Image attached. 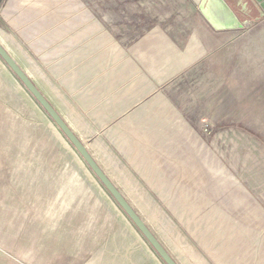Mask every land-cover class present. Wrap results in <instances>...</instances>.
Segmentation results:
<instances>
[{"label":"rangeland","instance_id":"374dc122","mask_svg":"<svg viewBox=\"0 0 264 264\" xmlns=\"http://www.w3.org/2000/svg\"><path fill=\"white\" fill-rule=\"evenodd\" d=\"M225 1L243 29L216 30L209 0H56L82 5L80 13L99 22L90 35L103 30L106 52L136 59L151 84L149 98L159 102L153 117L167 115V124L145 125L168 136L148 158L182 169L184 186L176 189L183 196L176 218L168 214L173 224L166 228L159 216L155 224L148 219L151 229L160 237L166 231L167 240L172 230L188 233L200 264H264V17L248 0ZM254 1L264 14V0ZM135 49L141 55L132 58ZM17 108L35 121L28 107ZM6 118L0 115V264H77L70 261L76 251L49 246L56 237L50 229L58 237L63 227L74 233L88 221L65 211L79 205L70 202V187L55 185L61 154L50 148L66 139L44 115L40 128L30 123L16 132L3 131L12 125ZM33 147L40 163L24 170L18 186L16 167L30 165L22 151Z\"/></svg>","mask_w":264,"mask_h":264},{"label":"crops","instance_id":"0c3cea01","mask_svg":"<svg viewBox=\"0 0 264 264\" xmlns=\"http://www.w3.org/2000/svg\"><path fill=\"white\" fill-rule=\"evenodd\" d=\"M44 1L39 0L38 4L37 0H0V44L176 263L200 264L201 255L188 233L172 230L167 240L162 237L166 231L160 232V237L158 230H152L148 224V219L155 224L159 216L166 228L173 224L168 214L176 218L175 210L181 206L178 203L183 196L176 188L184 186L177 178L182 169H168L165 164L148 158L149 150L167 143L168 137L166 131L154 133L146 127L154 121L168 122L167 115L155 118L152 115L153 106L159 102L149 98L150 82L142 76L136 59L118 49L111 54L105 51L103 30L100 34L97 31L90 35V27L101 28L98 21L80 13L84 11L82 5ZM44 11L47 13L42 14ZM137 52L134 51L132 58L141 55ZM25 90L0 58V115L7 116L6 123L12 124L3 131L16 132L18 129L14 127L30 123L40 128L43 115L57 131L54 122ZM18 106L28 107L35 121H28L24 112L17 111ZM65 143L66 146L50 148L54 154L57 150L61 154L60 174L55 185L70 187V191H66L69 198L73 196L70 202L79 205L72 209L66 206L65 211L79 212L72 216L73 219L88 221L85 228H78L74 233L63 227L58 237L50 229L49 235H56L49 240L50 249L57 250L59 243L65 250L76 251L70 261H80L77 264H165L75 148L67 139ZM25 154L30 156V165L25 168V162L21 160V166L16 167L18 186L25 184L24 170L40 163L39 148L22 151V155ZM8 262L7 258L5 264Z\"/></svg>","mask_w":264,"mask_h":264},{"label":"water","instance_id":"95a60500","mask_svg":"<svg viewBox=\"0 0 264 264\" xmlns=\"http://www.w3.org/2000/svg\"><path fill=\"white\" fill-rule=\"evenodd\" d=\"M255 6L260 14V19L264 17L259 6L254 0H248ZM209 11L212 14L211 24L218 31L225 30H240L243 29L242 21L236 18V15L231 11L225 0H209ZM0 58L10 68L13 74L23 84L27 91L37 101L41 108L46 112L58 129L62 132L65 138L75 148L81 158L85 161L91 171L95 174L106 191L112 196L121 210L126 214L146 241L150 244L153 250L163 260L165 264H177L176 261L170 256L164 246L156 238L146 223L140 218L130 203L124 198L122 193L114 186L111 180L106 176L102 169L98 166L95 160L87 151L86 147L70 130L64 120L60 117L57 111L52 107L49 101L43 94L36 88L26 73L19 67L16 61L8 53V51L0 44Z\"/></svg>","mask_w":264,"mask_h":264}]
</instances>
